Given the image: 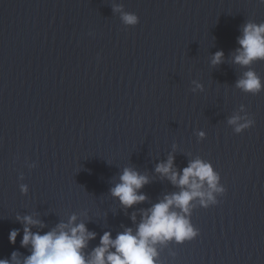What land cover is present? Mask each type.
Masks as SVG:
<instances>
[{
  "label": "water",
  "instance_id": "95a60500",
  "mask_svg": "<svg viewBox=\"0 0 264 264\" xmlns=\"http://www.w3.org/2000/svg\"><path fill=\"white\" fill-rule=\"evenodd\" d=\"M246 23H264L260 0H0V259L31 255L17 217L45 234L76 215L96 233L89 254L105 232L135 229L181 190L156 172L172 155L181 174L210 162L227 191L208 209L194 201L200 235L157 245L158 264H264V92L236 87L250 70L264 81V61L233 62ZM236 115L255 125L237 135ZM125 168L150 180L131 208L111 195Z\"/></svg>",
  "mask_w": 264,
  "mask_h": 264
},
{
  "label": "clouds",
  "instance_id": "9594fccd",
  "mask_svg": "<svg viewBox=\"0 0 264 264\" xmlns=\"http://www.w3.org/2000/svg\"><path fill=\"white\" fill-rule=\"evenodd\" d=\"M260 3L264 4V0ZM113 10L122 11L120 7ZM121 19L128 27H136L140 23L139 17L133 13L124 12ZM238 44L240 47L236 49L233 60L235 64L248 68L255 62L264 61V23H246ZM223 60L224 53L219 51L211 62L217 66ZM236 87L247 94L258 95L264 92V81L250 70L237 81ZM244 110L242 106L241 111ZM228 124L239 135L251 129L255 120L251 116L236 115L228 119ZM198 135L201 139L205 138L203 131ZM156 172L181 190L165 196L147 210L135 229L126 228L115 239L110 232H105L100 238V245L90 254L85 250L90 241L96 239V233L90 232L84 223H77L76 215H72L68 223H60L45 234L31 230L32 227H44L40 220L31 216L17 217L26 225L21 245L31 246V255L23 264H158L157 245L172 242L183 245L198 238L200 232L191 219L194 201L199 198L200 206L205 209L217 206L220 203L218 198L225 196L227 191L221 175L210 162L199 158L192 160L181 174L172 155L166 163L157 165ZM119 181L111 189V195L118 198L122 206L131 208L146 202L147 197L140 194V190L150 183L148 176L133 168H125ZM21 191L27 194V186L21 185ZM132 219L135 222L136 217ZM18 234L17 230L10 232L11 243L15 244ZM12 262L20 264L16 253H13ZM0 264L10 262L0 259Z\"/></svg>",
  "mask_w": 264,
  "mask_h": 264
}]
</instances>
